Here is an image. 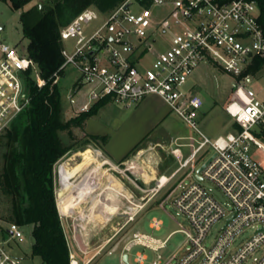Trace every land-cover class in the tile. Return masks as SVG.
Here are the masks:
<instances>
[{"label":"built area","instance_id":"2783aa9c","mask_svg":"<svg viewBox=\"0 0 264 264\" xmlns=\"http://www.w3.org/2000/svg\"><path fill=\"white\" fill-rule=\"evenodd\" d=\"M260 13L259 0H124L106 12L87 6L61 27L64 60L53 82L74 72L65 94L77 114L101 99L129 106L155 94L195 131L174 142L171 152L178 166L159 185L182 172L192 178L174 182L173 188L181 186L174 205L191 230L160 237L135 228L122 246V264L123 254L137 246L158 252L177 230L185 232L188 246L174 264H264V98L248 85L251 76L242 74L256 55H264ZM0 52L2 135L30 103L28 81L41 87L46 80L25 47L0 38ZM201 64L242 78L240 92L226 105L238 126L215 138L200 128L205 100L189 84ZM187 138L191 141H179ZM182 146L191 148L187 155ZM213 154L198 177L197 168ZM206 180L220 188L227 203ZM220 221L221 233L209 241ZM162 224L159 217L151 218L153 229ZM17 239H24L22 225L0 216V264H20L12 251ZM148 259L145 250L135 254L137 263ZM70 264H81L72 253ZM151 264H163L161 255Z\"/></svg>","mask_w":264,"mask_h":264},{"label":"rangeland","instance_id":"374dc122","mask_svg":"<svg viewBox=\"0 0 264 264\" xmlns=\"http://www.w3.org/2000/svg\"><path fill=\"white\" fill-rule=\"evenodd\" d=\"M40 1L42 0H34V2ZM134 8H138V6H134ZM2 22L4 27L0 29L1 40L12 46H23L26 48L29 40L22 31L20 10L14 9L9 2L4 0H0V23ZM67 73L68 77L59 82L64 105L63 118L65 120L77 114L68 103L65 94L68 86H70L69 83L72 80V76H74V72L70 69ZM246 75L251 76V81L248 85L253 87L261 98H264V67L256 73H246ZM241 79L239 77L233 78L231 73L215 64H201L195 69L189 84L194 85L195 91L199 92L205 100L200 119V128L211 138H215L218 135H226L234 129L235 123L233 118L227 113L226 105L231 98L240 92ZM72 130L74 140L69 139L67 131L60 133L65 142H74L75 144L74 148L70 150L71 152H68L64 157V160L69 161L70 165L81 159V156L76 154L81 151L80 149H84L86 152L89 148L92 149L90 157L93 162L97 159L94 154L97 151L101 153V158L105 153H108L112 158L121 157L114 163L115 167L113 164L105 166L106 169L111 167L112 177H116L117 181L122 183L127 192L126 196L122 195V201L118 202L117 206H114L115 209L111 213L112 232H116V230L118 232L111 242L112 245L116 242L124 244L131 231L135 228L160 237H165L176 229L191 230L188 220L184 215L178 213V209L174 205V200L181 191V186H177L174 191L173 188L174 182L184 184V181H189L192 178L182 172L165 185H159L160 182L162 184L167 179L166 176H169L170 172L178 165V160L171 152L172 139L177 136L195 134V131L161 97L156 95L151 97L146 103L139 104L138 102L129 106L109 101L95 115L89 117L82 127L75 126ZM88 134H106L107 139L105 141L101 138L93 140ZM2 140H0V170H2L4 164L2 156L4 148L1 147ZM179 141H191V139H179ZM181 148L185 155L191 150L190 147L186 146ZM263 156L264 154L261 153L260 159L264 162ZM123 158L124 160H122ZM137 158H139L138 166L136 165L135 168L138 169L129 167V162L132 159L137 160ZM82 166H84V163L72 169L68 165L63 164L60 171L61 182H65V176L69 172L71 173L73 170L79 171ZM58 168L59 165L56 162L54 164V174L57 201L60 197L58 192L62 187L59 183ZM66 168H69V170ZM139 169L144 174L139 172ZM205 183L213 187L216 197L221 202H228L226 195L213 182L206 180ZM99 189H97V192L100 191ZM82 196H84V193ZM87 201L83 202L84 206L80 208L82 209L81 211L76 209L79 200L75 202L77 203L76 205L73 204L61 211L65 213L72 212L69 215L70 222H76L81 212L87 214L94 209L90 210L89 197ZM9 205L8 197L0 191L1 217L7 214ZM95 208L97 209V207ZM154 216L159 217L163 221L160 229H153L150 225L151 218ZM222 223V221L217 222L211 228L209 241L216 239L221 233ZM22 229L24 239H17L12 243V251L21 258L20 264H47L39 255L32 253V244L34 242L32 224L22 225ZM183 230L175 231L170 236L167 245L158 252L143 246L135 247L129 253L131 264H140L135 261V254L138 250H145L149 256V259L143 264H151V260L156 258L158 254L161 255L163 264H174L177 257L188 246L186 234ZM107 233H109V230H107ZM243 233L244 236H248L250 231ZM101 253L102 255L96 259L95 264H121L119 248L105 252L102 250ZM175 253L176 255L174 256Z\"/></svg>","mask_w":264,"mask_h":264},{"label":"trees","instance_id":"16d2710c","mask_svg":"<svg viewBox=\"0 0 264 264\" xmlns=\"http://www.w3.org/2000/svg\"><path fill=\"white\" fill-rule=\"evenodd\" d=\"M4 1L20 10L22 31L29 40L27 53L37 62L40 75L46 80L41 87L35 80L28 81L30 103L0 135V140L4 139L0 191L10 203L4 218L20 225L32 224V253L45 263L70 264V249L56 203L54 164L75 144L65 142L60 133L67 131L69 139L74 140L72 128L82 127L108 100H98L89 109L63 118L60 84L53 82V74L64 60L60 30L87 6L106 12L124 0ZM259 5L264 26V0H259ZM263 67L264 55H256L242 74L256 73ZM88 135L93 140L107 139L106 135Z\"/></svg>","mask_w":264,"mask_h":264},{"label":"crops","instance_id":"0c3cea01","mask_svg":"<svg viewBox=\"0 0 264 264\" xmlns=\"http://www.w3.org/2000/svg\"><path fill=\"white\" fill-rule=\"evenodd\" d=\"M153 96L156 95L151 94L146 96L143 100L139 102V104L148 102V100L151 99V97ZM178 137L180 136H177L172 139L171 142L172 145L174 144V142L177 141ZM80 150L81 151L76 154H79L81 156V159L77 160L75 164L73 163L72 165H70L69 161L64 160L65 155H67L68 152H71L69 150L56 161L57 165L63 166V164H65L73 169L74 167L84 163L85 155L83 151L85 150L84 149H80ZM90 151L93 150L89 148L87 150V155L89 156L91 163L85 164L80 168L79 171L73 170L71 173L70 172L68 173V174H72L78 172L72 178L74 185L73 187H71L72 188L71 193L68 196H66V199H68L69 203L64 209H66L67 207L73 204L76 205L77 203L75 202H78L79 200L78 202L79 204L76 205L77 207L76 209L81 211L82 209L80 208L84 206L83 204L84 201L88 202L87 201L88 197L90 202L88 203L90 206V210L93 208L94 209L87 214L85 212H81L76 222L75 221L70 222L69 215L72 212L71 213L62 212L60 207H58L60 200L58 199L57 201L56 198L57 207L59 210L63 228L68 241L70 253H72L75 256V258L78 260V262H80L81 264H95L96 259L102 255L101 253L102 250H104L105 252L108 250L110 251L119 248L121 253L123 246V244H120V242H116L113 245L111 244L112 240L114 239V236H116L118 232L117 230L116 232H112L113 228H111L112 225L110 221L112 218L111 213L115 209L114 206H117L118 202L122 201V195L126 196L127 192H126V188L122 185V183L119 182L120 183L119 186L116 177H112V173L110 171L111 167H107V169L105 167V166H111L112 164L115 167L114 163H116L121 157L116 159V158H112L108 153H105V155L101 158L100 157L101 153L97 151L96 153L93 152L97 157V159L94 158L96 159V161L93 162L90 157ZM172 155L176 157L173 154V152ZM122 160H124V158ZM138 160L139 158H137V160L132 159L129 162L130 165L129 167L135 168L136 165L138 166ZM176 167L170 172V174L176 169ZM66 169L69 170V168ZM58 172H59V183L61 185L59 169ZM139 172L144 174L141 169H139ZM68 174L65 176V180ZM54 186H55V174H54ZM98 188H100L99 192H97ZM114 188L120 190L119 191H117V189L113 190ZM113 192L114 194L112 195ZM83 193L84 196H82ZM95 207H97V209ZM107 230H109V233H107ZM121 264H122V253H121Z\"/></svg>","mask_w":264,"mask_h":264},{"label":"bare ground","instance_id":"6f19581e","mask_svg":"<svg viewBox=\"0 0 264 264\" xmlns=\"http://www.w3.org/2000/svg\"><path fill=\"white\" fill-rule=\"evenodd\" d=\"M84 153V155H85V162H84V165L85 164H87V163H91V160L89 159V156L87 155V152L86 151H84L83 152ZM78 172H76V173H72V174H68V176L66 177V180H65V182L64 183H62L61 185H62V187H61V194H60V197H59V200H60V202H59V206L58 207H60V209L62 210V209H64L66 206H67V204L69 203V201H68V199H66V196H68L70 193H71V191H72V188L71 187H73V185H74V183H73V181H72V178L77 174ZM111 179V178H110ZM109 179V180H110ZM167 180V179H166ZM165 180V181H166ZM164 181V182H165ZM68 182V183H67ZM118 182V181H117ZM100 183V182H99ZM118 184H119V186H120V183L118 182ZM109 186V185H108ZM105 187V186H104ZM122 187V186H121ZM118 188V187H117ZM117 188H114L113 190H116ZM120 189H117V191H119ZM101 193V192H100ZM99 193V194H100ZM120 194H122V193H120ZM132 208V207H131Z\"/></svg>","mask_w":264,"mask_h":264},{"label":"water","instance_id":"95a60500","mask_svg":"<svg viewBox=\"0 0 264 264\" xmlns=\"http://www.w3.org/2000/svg\"><path fill=\"white\" fill-rule=\"evenodd\" d=\"M40 8H43V5L40 4ZM4 27V23H0V29H2ZM233 85H235V83H233ZM215 154H213L212 156H210L207 160H205L198 168H197V176L201 177L199 175V172L210 162V160L214 157ZM62 165H59V170L61 171ZM59 196L61 194V189L58 192ZM123 260L126 262V264H131L130 259H129V254L128 253H124L123 255Z\"/></svg>","mask_w":264,"mask_h":264}]
</instances>
